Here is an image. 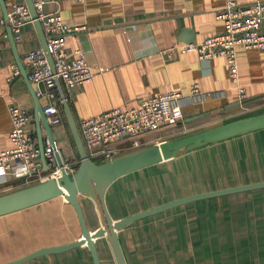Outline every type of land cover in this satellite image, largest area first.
Here are the masks:
<instances>
[{
  "label": "crops",
  "instance_id": "1",
  "mask_svg": "<svg viewBox=\"0 0 264 264\" xmlns=\"http://www.w3.org/2000/svg\"><path fill=\"white\" fill-rule=\"evenodd\" d=\"M14 1L26 2V0H6L8 8ZM237 1L245 4L264 0ZM226 2L227 0H60L59 4L47 3L46 12L59 7L60 14L66 22L86 26L80 32L68 33L64 47L69 57H72L76 47L81 44L87 53L89 62L96 70L95 78L91 82L64 89L78 126L85 118L98 115L114 107L135 106L147 96L172 89L188 93L194 82L200 83L202 91L214 94L185 106L184 117L175 125L141 137L123 138L112 142V146L123 148V152L119 155L140 149L144 145L146 147L163 140L187 136L243 116L264 112V48H247L243 45L237 47L242 83L247 87L248 98L256 97L245 105L238 103L237 87L229 76L228 64L224 57L206 61L200 59L197 53H183L180 50L182 43L199 42L209 35L224 30V22L218 19L217 15ZM0 14H3L1 4ZM14 36L22 61L29 49L42 46L34 21L24 25L21 33H14ZM12 63H17V61L6 24H0V151L13 146L9 135L12 128L9 112L11 104H19L29 112L30 121L27 128L34 137L35 145L39 147L35 99L22 74L15 76L10 82L7 80ZM32 84L37 92L39 87L33 82ZM41 88L44 89L45 86L41 85ZM37 96L43 106L48 104L47 95H39L37 92ZM62 109V122L52 124V132L64 160L78 165L79 153L63 105ZM260 131H264V128L213 144L224 143L235 137ZM42 134L44 144L47 146L50 141L44 128ZM133 141L139 142L140 146L133 147ZM38 159H41V156H38ZM168 161L170 160L158 164ZM151 168H153L152 165L150 169L145 167V169L121 176L110 185L106 198L114 219L140 211L141 208H137L135 211L116 215L109 199L116 198L121 192L131 191L134 187L129 184L133 176L137 174L142 176L145 174L143 171L146 170L151 175L153 174ZM45 174L47 173L44 172L43 175ZM13 179L10 176L0 177V192L5 189L6 183ZM189 193L193 194L192 192L183 193L170 200L189 195ZM81 199L86 216L89 215L88 213L97 212L94 201L88 195H81ZM55 200L64 202L68 215L72 219L70 230L63 231L62 220L53 224L51 221H45L47 218L40 221L41 224L28 221L34 220L36 212H51V206L54 205L52 202ZM195 202L191 201L190 206H198ZM35 206H40V209L36 211L33 209ZM205 207L201 210L206 212L204 215L220 212L215 206ZM174 208L157 214H165ZM9 216L12 220L8 221L12 223L8 226L13 227L11 230L15 233L12 232L13 235L5 236L4 239L6 253L9 251L12 253H7L6 259L0 262L22 257L42 246L74 241L82 235L75 208L61 196L2 215L0 218ZM216 225L219 227L218 224ZM126 228L120 231L121 234ZM55 237L59 238L55 239ZM7 238H10V241H7ZM253 241L255 238L251 243ZM84 246H79V248ZM76 248L45 254L21 264H89V262L94 264L89 250L88 253L76 252ZM15 251H18V254H15ZM11 254L13 255L8 256ZM234 264L241 263L235 262Z\"/></svg>",
  "mask_w": 264,
  "mask_h": 264
},
{
  "label": "rangeland",
  "instance_id": "2",
  "mask_svg": "<svg viewBox=\"0 0 264 264\" xmlns=\"http://www.w3.org/2000/svg\"><path fill=\"white\" fill-rule=\"evenodd\" d=\"M154 165L151 168L153 174L149 175L146 170L147 172H143L147 175L133 176L129 184L134 187L131 191L121 192L116 198L109 199L116 215L132 212L137 208L142 211L183 193H198L264 179V131L235 137L224 143H210L182 152L174 160ZM148 167L150 169L151 166ZM38 182L39 179L10 180L0 195ZM195 201L192 202L198 203L196 207L190 206L189 202L172 209V212L138 220L126 228L122 232V238L129 262L264 264V188ZM52 203L54 205L51 206V212H36L34 220L28 221L41 224L40 221L47 218L45 221L53 224L62 220L63 231L70 230L72 219L64 202L55 200ZM205 206H215L220 212L204 215L205 211L201 210ZM39 207L35 206L33 209L37 211ZM88 214V224L94 230L101 224L99 213L95 211ZM10 218L11 216L0 218V261L6 259L7 253H12H6L4 239L15 233L11 230L13 227L8 226L12 223L8 221L12 220ZM57 238L59 237H55ZM253 238L255 241L251 243ZM98 245L102 264H117L108 239L100 238ZM75 250L87 252L89 248L84 246ZM15 252L18 254V251Z\"/></svg>",
  "mask_w": 264,
  "mask_h": 264
},
{
  "label": "built area",
  "instance_id": "3",
  "mask_svg": "<svg viewBox=\"0 0 264 264\" xmlns=\"http://www.w3.org/2000/svg\"><path fill=\"white\" fill-rule=\"evenodd\" d=\"M59 1L33 0L38 19L47 37L49 52L54 59V68L42 46L29 49L23 59L30 80L39 87L38 94L49 97L44 112L52 124L62 122L61 89H71L78 84L91 82L96 75L95 67L89 62L81 44L76 47L72 57H69L64 48L66 35L80 32L86 26L66 22L60 14L59 7L50 12L45 11L47 3L59 4ZM8 13L14 33H21L24 25L34 21L26 2L14 1L8 8ZM217 18L224 22L222 32L209 35L199 42L182 43L180 50L183 53H197L200 59L206 61L224 57L228 64L229 76L237 87L238 100L242 102L248 98V91L242 83L237 47L243 45L247 48H264V1L242 4L237 0H227ZM0 24H6L3 14H0ZM20 74L18 64L12 63L7 80L10 82ZM41 85L45 88H41ZM213 94L202 91L200 83L194 82L188 93L172 89L147 96L135 106L114 107L83 119L79 129L89 157L101 163L118 156L123 152V148L112 146V142L123 138L141 137L175 125L184 117L185 106ZM9 112L12 120L9 135L13 146L0 151V177L10 176L14 179L27 180L58 177L62 168L56 157V152L62 156L59 147L54 148L51 143L45 147L50 167L48 172L41 159H38L40 148L35 145L34 137L27 128L30 121L29 112L19 104H11ZM132 145L139 147L140 143L133 141ZM63 164L70 174L78 167L77 163L65 160ZM44 172L47 174L43 175Z\"/></svg>",
  "mask_w": 264,
  "mask_h": 264
},
{
  "label": "water",
  "instance_id": "4",
  "mask_svg": "<svg viewBox=\"0 0 264 264\" xmlns=\"http://www.w3.org/2000/svg\"><path fill=\"white\" fill-rule=\"evenodd\" d=\"M26 3L29 6L31 14L34 18V23L42 41V47L46 50L50 64L52 68H54V59L49 52L47 37L42 23L38 19V13L34 6V2L33 0H26ZM0 4L6 20L8 37L15 54L17 64L21 69V74L27 80L35 99L40 156L46 171L49 172L50 167L45 154L46 146L44 144L42 129H45L50 143L55 148L57 144L52 132V123L49 121L47 114L44 112V106L37 96V92L18 53L15 36L9 20L8 5L6 0H0ZM61 94L65 115L79 153L80 164L76 171L70 174L63 167L64 160L62 156L60 153L56 152L58 164L62 167L61 174L58 177L50 176L38 183L0 195V216L61 196L70 202L75 208L81 225L82 235L74 241L39 247L22 257L0 262V264H21L45 254L64 252L84 245L88 246L93 263L102 264L97 245V240L101 237H106L108 239L117 264H129L119 233L135 221L191 201L264 188V180H261L221 189L193 193L122 218L114 219L109 210L106 195L110 185L119 177L163 161L171 160L183 151H190L210 143L262 129L264 128V112L237 118L187 136L172 140H163L150 146L118 155L108 161L97 163L89 157L78 123L63 89H61ZM255 98L256 97L247 98L238 103L246 104ZM83 194L88 195L94 201L100 216L101 225L94 230H92L88 224V219L81 199V195Z\"/></svg>",
  "mask_w": 264,
  "mask_h": 264
},
{
  "label": "trees",
  "instance_id": "5",
  "mask_svg": "<svg viewBox=\"0 0 264 264\" xmlns=\"http://www.w3.org/2000/svg\"><path fill=\"white\" fill-rule=\"evenodd\" d=\"M249 116V115H248ZM244 117V116H243ZM241 118V117H240ZM80 164V163H79ZM79 164H78V166H79ZM261 180H263V179H261ZM244 183H246V182H244ZM248 183V182H247ZM240 184V183H239ZM83 204V203H82ZM101 238H103V237H101ZM100 239V238H99ZM98 239V240H99ZM98 240H97V245H98ZM120 240H121V243H122V246H123V249H124V252H125V254H126V250H125V247H124V243H123V238H122V234H121V232H120ZM98 249H99V245H98ZM90 251V250H89ZM99 253H100V250H99ZM91 254V253H90ZM127 256V255H126ZM92 257V256H91ZM100 257H101V254H100ZM101 261H102V259H101ZM129 262V261H128Z\"/></svg>",
  "mask_w": 264,
  "mask_h": 264
}]
</instances>
